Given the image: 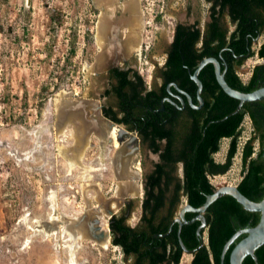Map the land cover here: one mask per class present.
<instances>
[{"label":"rangeland","instance_id":"1","mask_svg":"<svg viewBox=\"0 0 264 264\" xmlns=\"http://www.w3.org/2000/svg\"><path fill=\"white\" fill-rule=\"evenodd\" d=\"M101 1L0 0V264H132L122 248L112 243V235L104 247L87 229L98 209L104 215L107 209L120 213L127 203L121 201L126 190L134 220L144 194V174L156 159L141 147L129 155L136 146L129 144L130 138H138L136 132L111 123L93 109L102 103L106 66L116 53L110 34L100 44L98 23L105 12L110 28L111 19L117 20L115 28L126 36L122 41L127 57L138 68L143 37H152V56L161 58L164 53L159 52L168 49L176 23L185 20V1L198 11L191 20H203L208 5L203 0H134L141 11L147 7L152 15L162 13L153 25L145 28L143 24L140 29L138 17L127 7L133 0H113L103 8ZM133 35L137 41L132 51L128 43ZM118 50L124 53L120 46ZM160 68L152 79H144L148 86L160 83ZM83 99L93 105L70 113L62 126L61 105ZM107 124L118 129V147L105 131ZM119 149L124 178L136 173L143 186L137 195L130 187L123 189L115 173ZM213 158L221 163L220 156ZM240 169L239 159L232 158L225 173L209 175L210 182L215 188L236 186L243 174ZM118 192L123 194L120 199ZM183 199L177 216L185 205ZM108 221L101 219L106 231ZM74 223L85 232L72 256L63 227ZM192 257L184 252L180 263L190 264Z\"/></svg>","mask_w":264,"mask_h":264},{"label":"trees","instance_id":"2","mask_svg":"<svg viewBox=\"0 0 264 264\" xmlns=\"http://www.w3.org/2000/svg\"><path fill=\"white\" fill-rule=\"evenodd\" d=\"M209 1L213 3L211 9H264V0ZM241 17L244 22L249 19V15ZM208 27L209 30L202 34L194 26H176L173 42L167 50L166 63L159 70L163 83L158 89L148 90L140 74L134 82L127 78L128 71H116L119 84L115 90L124 113L123 118L116 121L127 124L134 122L136 126L132 130H137L142 141L148 142L152 151L160 155L154 168L144 174L139 223L135 227L127 223L133 209L132 201L127 202L124 209L109 220L112 243L122 248L126 258L132 259V264H180L184 253L181 240L193 252L190 264H221V254L230 237L241 228L255 226L261 217L260 212L245 209L234 196L226 194L217 198L206 212L208 227L205 230V244L201 245L202 240L197 234L201 220L182 226L178 222L172 224L183 195L187 203L201 207L208 195L215 191L209 175L225 173L217 171L220 167L229 168L236 151L237 129L245 112L252 114L258 130L261 127L259 112L249 104L228 116L237 108L239 101L224 91L218 93L213 64H207L200 77L212 99L207 102L204 112L192 111V121L188 127L180 131L175 129L181 111L173 110L168 101L162 102L167 94L166 84L175 81L181 87H186L192 82L188 68L194 71L205 56L217 55L219 43H226L225 33H219L218 36L215 22ZM248 31L251 29L244 25L240 37ZM199 42H202L201 47L197 46ZM225 53L230 55V52ZM228 82L233 88L248 90L234 76H228ZM162 103L164 110H160ZM223 137L233 139L226 163L220 164L215 162L213 154L219 150ZM161 140H166L164 146ZM251 153L252 145L249 143L242 159L246 171L238 187L250 199L260 201L264 197V161H260L264 158V143H261L256 158L249 159ZM179 162L183 164L182 177L177 174ZM195 215V212L189 211L185 217L191 221ZM244 236L240 235L230 245L224 264H230V253ZM256 256L257 261L252 255H247L242 264H264V244L256 250Z\"/></svg>","mask_w":264,"mask_h":264},{"label":"flooded vegetation","instance_id":"3","mask_svg":"<svg viewBox=\"0 0 264 264\" xmlns=\"http://www.w3.org/2000/svg\"><path fill=\"white\" fill-rule=\"evenodd\" d=\"M209 2H210L209 9L206 10V16L203 20H200L197 17H195L194 20H191L189 17L191 15H196L193 13L194 12L198 13V11H195L196 9H192V5L185 3L184 5L188 6V9H185L186 11L185 20L178 21L175 25V30L178 24H183L185 26H194L196 28H199L202 34H204L205 32L209 30L208 25L215 22L217 26L218 36H219V33H221V35L222 33H225L226 43L224 45H220V43L218 44V51H217L216 56L209 55V56H205L204 58H209V57L216 58L220 62L221 72L224 74V77L227 83L229 84L228 76L229 78L231 76H234L236 80L239 81L242 84V86L247 88L248 90L245 91V90H240L236 88L234 89L239 90L240 92H244V93H251V92H256V91L264 89V51H263L264 49V9H211L213 3L211 1ZM242 15H249V19L246 22H244L242 20L243 18L242 17L240 18V16ZM116 16L118 15L116 14ZM114 20L117 22L116 19L114 18L111 19L112 27L109 28L110 33H108L107 40L109 38V34L114 37L111 40L113 41V44H114L113 46L116 47L115 48L116 53L110 58L109 63L106 66L107 82H106L105 89L101 96L102 97L101 98L102 99V103H101L102 114L107 120L111 121L112 123L115 122V123L123 124L132 130V128L136 126L134 122L131 121L127 124L124 122L116 121V119H121L124 116V113L121 110L122 108L119 106L121 105V99L119 98L115 90V88L119 84L118 77L116 76V71L117 70L128 71L127 78L130 81H134V82L138 80L139 72H138V68L136 67V65H133L132 61L127 57V53L125 51L126 48L124 44L125 41L124 42L122 41V40H125L126 36L125 34L120 35L122 31H119L115 28ZM143 20H144V17H143ZM244 25H247L251 29V31H248L243 37H240L241 28ZM142 26L143 25L139 26L140 29H142ZM127 28L130 30V27L128 24H127ZM175 30H174V34L172 37V41L170 42L169 46L173 42V39L175 36ZM255 33H258V35L255 36L254 35ZM131 39L129 40L128 44L132 46V51H133L134 50L133 48L135 47L134 41H137V39L135 35L131 36ZM108 46L109 45H107V47ZM119 46L121 50H124V53L122 52L123 55H121L122 53L118 52ZM197 46L201 47L202 42H199ZM225 52H230V55L226 54ZM250 62H253V64L250 65ZM207 64H213V70H214L213 73L215 74L216 82L218 85L217 87L218 93H220L221 91H224L217 78L215 63L208 62ZM207 64H205L203 68L200 70V72L198 73V77L201 80L202 85H203L200 92H199V84L193 77L198 67L194 71L188 68L189 77L192 82L188 83L186 87H181L179 83L175 81H170L166 84L167 94L163 97L162 102L168 101L172 105L173 110L175 109V110L181 111L180 116H179V122L175 128L176 130L180 131L182 130V128L186 126L188 127V125L192 121V115H191L192 111L204 112V110L206 109L207 102H210L212 99L209 91L207 90L205 86V83L200 77L201 71L206 67ZM229 72L230 74H228ZM158 78L160 79V83H158V85L153 83V85L150 84L148 86L147 83L145 82L148 90L158 89L160 86H162L163 78L160 76V72H159ZM199 96H201L203 101H201ZM246 104L253 106L256 112L260 113V114L258 113L259 115L258 121L260 122V126H261L260 130H258L257 127L255 126V120L252 114L249 111H246L245 115H248L252 120L253 128H254L256 137L259 140L260 150H261V143H264V98L260 100L244 102L242 105V108H244ZM162 107L163 105H161L160 110H164L165 106L163 108ZM104 112L106 113V115L104 114ZM132 131L136 132V134L138 135V138L140 140V147L143 149L147 148L153 154H155L157 158L154 160V163L158 162L160 160L159 153H154L152 149L149 147V143L148 142L144 143L142 141L141 136L139 135L137 130H132ZM160 143L162 144V146H164V144L166 143V140H161ZM226 161H227V158H226ZM260 161H264V158L261 159ZM154 163H153L152 169L154 168ZM152 169H150V171ZM227 170H228L227 168L220 167L217 171H227ZM177 171H183L182 162H179L177 164ZM218 174H221V173H218ZM177 217L179 216H177L176 214L174 219ZM198 219L201 220V223H202V220H203L202 217L198 216V214L196 213V215L194 216L192 220L195 221Z\"/></svg>","mask_w":264,"mask_h":264},{"label":"water","instance_id":"4","mask_svg":"<svg viewBox=\"0 0 264 264\" xmlns=\"http://www.w3.org/2000/svg\"><path fill=\"white\" fill-rule=\"evenodd\" d=\"M208 62H214L215 63L217 78H218V81H219L221 87L223 88V90L229 96L239 100V104H238L237 108L233 112H231L228 116L239 112L241 110L244 102L255 101V100H260V99L264 98V89L256 91V92L244 93V92H240L239 90L232 88L227 83V81L225 80L224 74L221 72L220 62L216 58H213V57L204 58L200 62L198 68L196 69V71L193 75L194 79L199 84V92L201 91L203 85H202L201 80L198 77V73L203 68V66L205 64H207ZM199 97H200L201 101H203L201 96H199ZM89 105L92 106L93 104L91 102H87L84 99L81 100L80 102L74 103L72 101L71 102L69 101V102L61 105V113H63V114L61 116L59 123L63 126L65 121L68 119L70 113L76 112L80 108H86ZM162 105L164 107V103ZM93 109L98 111V113L102 114V106L101 105L94 106ZM134 140H135L136 146L133 147L130 151H128V152L126 151L127 153H129V155H134L135 153H137L140 150L139 138H137L135 136ZM119 141H121V138H119ZM123 150H125V149H123ZM120 153H122V151L119 149L116 156H118ZM116 156H115V158H116ZM120 156L122 157V154L119 155V157ZM139 176H140L139 177V180H140L141 174H139ZM226 194H230V195L234 196L243 205V207L245 209H247L249 211H253V212H260L261 217H260L259 222L255 226L247 227V228H241V229L237 230L230 237V239L226 242V244L223 248V251L221 254V264H224V262H225V255H226V252H227L228 248L230 247V245L242 234H245V236L239 242H237V244L234 246V248L232 249V251L230 253V257H229L230 264H242L244 258L247 255H252L255 258V260L257 261L256 250L264 244V197L260 201H254V200L250 199L249 197H247L243 192H241L238 185H236V186L224 185V186L216 188L212 194L208 195L204 205H202L201 207H194L191 204L186 203V205L181 209L179 217L175 218L172 221V224H174L175 222H178L182 226L185 223L193 222V220L188 221L186 219L185 213L187 211L197 213L198 216L202 217V219H203L201 225L198 227L197 234L199 235V237L202 240L201 245L205 244L207 241L204 240V233L206 232L205 230L208 227V220H207V217L205 214H206L209 206L217 198H219L223 195H226ZM129 195H130V193H128L126 190L124 192V196L121 199V201H123L124 203L128 202L127 197ZM97 211L99 213H96V215H94L93 219L90 220V222L87 226V229H90L89 235L92 239H95L100 243H102V241H104L105 238L109 242V240L111 238V235L109 234V232H108V236L106 237V233L104 231H101L102 226H101L100 216H102L101 215L102 211H101V209H98ZM105 213L109 215L108 220H110V218L115 214V210L107 209L105 211ZM181 244H182V247L184 249V252L189 253V254L193 253L192 251L187 249V247L184 245L182 240H181Z\"/></svg>","mask_w":264,"mask_h":264},{"label":"built area","instance_id":"5","mask_svg":"<svg viewBox=\"0 0 264 264\" xmlns=\"http://www.w3.org/2000/svg\"><path fill=\"white\" fill-rule=\"evenodd\" d=\"M142 10H143L144 17H145V28L153 25L155 20L158 17H160V15L162 14V13H157L156 15H152L148 11L147 7H144ZM162 17H163V15H162ZM174 30H175V28L173 29L172 34H174ZM172 37H173V35H172ZM154 44L155 43H154V40L152 39V37L149 35H146V37H143L141 46H140L139 51H138V72L145 80L152 79V77L155 73V69L158 66L162 67L166 62L167 54H164L163 57H161V58H157L156 56H152V51H153L154 46H155ZM237 131H238V134L236 136V151H235L233 158L234 159L238 158L240 165H241L240 173L242 171L243 174L240 176V179H239V182H240L242 180L244 174H245V171H246V168L243 165V161H242L246 146L249 143H251L252 153H251V156L249 157V159H253V158H256L260 152V143L256 137V134H255V131L253 128V124H252V120L248 115L244 116L241 124L239 125V127L237 129ZM232 139H233V137H223L220 140L219 150L213 154L214 157L220 156L221 164L225 163V161H226ZM140 165H141V163L139 162V165L137 166V169H139V170L141 168ZM138 172L140 173V171H138ZM180 172L182 174V171H180ZM212 175L214 177L219 176L217 174H212ZM142 194H143V192H142ZM141 198H143V195H141ZM183 198H184L183 200L186 204L187 199L185 196H183ZM108 223H109V221H108ZM108 232L111 235L110 227L108 229Z\"/></svg>","mask_w":264,"mask_h":264},{"label":"bare ground","instance_id":"6","mask_svg":"<svg viewBox=\"0 0 264 264\" xmlns=\"http://www.w3.org/2000/svg\"><path fill=\"white\" fill-rule=\"evenodd\" d=\"M129 10L132 12L131 15H134V16L138 17V23H140V25H143V23L145 25L144 13H143V10L141 11V9L139 8V4L138 3L129 4ZM107 16L108 15L105 12V15L103 16V18L101 19L100 24H99V41H100V44L102 46H103V43H104L103 41L108 37V33H110L109 32V28L110 27H109V24H108L109 23V20H108L109 17H107ZM142 16L144 17V20H143ZM105 131L106 132H110V136H112L115 146L118 147L119 146V134H118L117 127L107 124L105 126ZM134 142H135V140L133 138H130L129 144L132 145ZM121 154L122 153H120L119 155H121ZM119 155L116 156V159H115L116 160V164H114V169H115V172H116L117 176L119 177V179H125L124 178V173H125L126 170L123 167L124 166L123 165L124 161H123V158H122L123 154H122V157L121 156L119 157ZM126 177H128L130 180L132 179L133 185H134V186L132 185L133 186L132 189H133L134 193L138 194L139 192H141V189H143V187L141 188V185L137 182L138 174H136V173H128V175H126ZM229 186H231V185H229ZM125 189H127V188H125ZM119 195L120 194L118 192L117 196H119ZM122 195L123 194H121L118 199L122 198L121 197ZM118 203H119V201H117V204ZM97 213H99V212H97ZM101 215H102V216H100L101 219H104V218L106 219V218H108L107 216H109L108 214L104 215L102 213H101ZM63 230H64L65 234H68V239L71 242L69 244V249H70V251L73 252L72 256H74V252L76 251V248L80 245V239H82L83 234L85 232V229L83 227H79L78 224L74 223L73 227H71V225H68V227H63ZM101 231H104L106 233V237L108 236V231L104 230L103 228H102ZM54 234H56V232H54ZM102 243L104 244V247H107L108 241L106 240V238H105L104 241H102Z\"/></svg>","mask_w":264,"mask_h":264},{"label":"crops","instance_id":"7","mask_svg":"<svg viewBox=\"0 0 264 264\" xmlns=\"http://www.w3.org/2000/svg\"><path fill=\"white\" fill-rule=\"evenodd\" d=\"M102 2V8L104 7V6H108L109 5V3L110 2H112V4H113V0H103V1H101ZM133 3H135V1L133 0L132 1ZM132 2H129V4H131ZM186 3H188V1H185ZM203 4L205 5V4H207L208 6L206 7V9H209V5H210V2L208 1V0H203ZM129 4H128V8H129ZM185 4V3H184ZM188 4H190V5H192L191 3H190V1H189V3ZM185 9H188V6H186V8ZM167 51V50H166ZM166 51H161V52H159V53H164V54H167V52ZM105 73H106V70H105ZM102 98V97H101ZM156 158H157V156H156ZM179 176H180V173H179ZM119 178V177H118ZM130 181V182H129ZM120 182L121 183H123L122 185V188L123 189H125V188H129L130 187V191H132V193H134L133 192V190H132V188H133V181L132 180H130L128 177H125V179H120ZM138 183H139V181H137ZM133 185V186H132ZM119 191H121V189L119 190ZM134 194H136V193H134ZM137 195V194H136ZM143 199V198H142ZM141 204H142V200H141V203H140V206H139V208H138V215L136 216L135 215V213L136 212H134V216H133V218L132 219H134L132 222H131V217L129 216L128 217V219H127V223L130 225V226H132V227H135L138 223H139V221H140V217H141V213H142V206H141ZM124 209V208H123ZM117 214V213H116ZM119 214V213H118ZM55 227V226H54ZM55 229V228H54Z\"/></svg>","mask_w":264,"mask_h":264}]
</instances>
